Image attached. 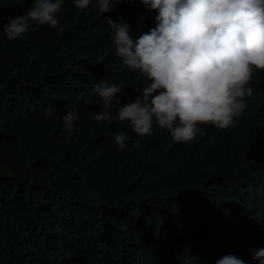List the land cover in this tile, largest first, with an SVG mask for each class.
<instances>
[{
	"label": "trees",
	"instance_id": "obj_1",
	"mask_svg": "<svg viewBox=\"0 0 264 264\" xmlns=\"http://www.w3.org/2000/svg\"><path fill=\"white\" fill-rule=\"evenodd\" d=\"M32 6L0 0V26ZM156 14L140 0L109 13L96 0L85 9L63 0L58 27L30 21L15 40L0 27V264H215L228 254L258 264L264 70L254 69L234 126L200 125L187 143L155 124L138 137L127 121L92 119L102 106L93 83L122 86L113 116L145 83L116 54L105 17L129 24L135 40ZM69 111L79 116L73 130Z\"/></svg>",
	"mask_w": 264,
	"mask_h": 264
},
{
	"label": "clouds",
	"instance_id": "obj_2",
	"mask_svg": "<svg viewBox=\"0 0 264 264\" xmlns=\"http://www.w3.org/2000/svg\"><path fill=\"white\" fill-rule=\"evenodd\" d=\"M85 9L91 0H73ZM125 0H96L101 13H109ZM132 2V0H128ZM157 14L155 26L133 40L131 26L105 17L116 54L130 72H140L145 83L139 94L110 114L123 88L105 80L92 84L102 101L92 116L96 122L127 121L138 137L150 136L153 125L170 132L177 143L192 141L200 125L218 130L234 126L253 96L250 83L255 70H264V0H140ZM63 0H33L26 14L11 17L2 29L9 40L22 37L30 21L55 28L60 25ZM2 19V17H0ZM143 19V17H141ZM48 108L44 116L50 117ZM78 113L66 112L64 127L73 130ZM128 137L115 136L123 151ZM139 141L134 149H140ZM264 264V249L252 256ZM215 264H248L228 254Z\"/></svg>",
	"mask_w": 264,
	"mask_h": 264
}]
</instances>
